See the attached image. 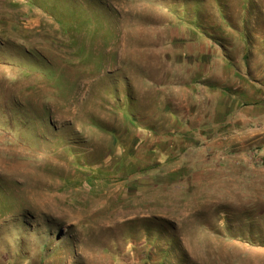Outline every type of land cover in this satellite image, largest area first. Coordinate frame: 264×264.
<instances>
[{"label": "rangeland", "instance_id": "obj_1", "mask_svg": "<svg viewBox=\"0 0 264 264\" xmlns=\"http://www.w3.org/2000/svg\"><path fill=\"white\" fill-rule=\"evenodd\" d=\"M0 264H264V0H0Z\"/></svg>", "mask_w": 264, "mask_h": 264}]
</instances>
